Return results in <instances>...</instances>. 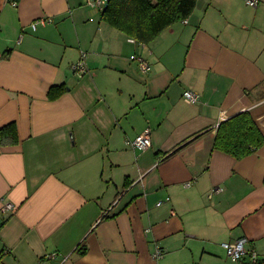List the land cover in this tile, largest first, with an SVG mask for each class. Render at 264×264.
Returning a JSON list of instances; mask_svg holds the SVG:
<instances>
[{
  "label": "crops",
  "instance_id": "obj_1",
  "mask_svg": "<svg viewBox=\"0 0 264 264\" xmlns=\"http://www.w3.org/2000/svg\"><path fill=\"white\" fill-rule=\"evenodd\" d=\"M256 1L197 0L144 45L86 0H0V130L14 129L0 141V264H233L221 243L240 238L241 264L250 251L264 264V143L239 160L213 149L241 113L264 136ZM146 130L150 147L132 149Z\"/></svg>",
  "mask_w": 264,
  "mask_h": 264
},
{
  "label": "trees",
  "instance_id": "obj_2",
  "mask_svg": "<svg viewBox=\"0 0 264 264\" xmlns=\"http://www.w3.org/2000/svg\"><path fill=\"white\" fill-rule=\"evenodd\" d=\"M196 1L106 0L100 18L108 26L145 45L174 23L186 20ZM62 92L63 89L50 90L48 98L56 99ZM13 134L12 126L1 129L0 141L5 136L14 137ZM263 143L264 136L245 112L218 126L213 149L239 160L252 154Z\"/></svg>",
  "mask_w": 264,
  "mask_h": 264
},
{
  "label": "built area",
  "instance_id": "obj_3",
  "mask_svg": "<svg viewBox=\"0 0 264 264\" xmlns=\"http://www.w3.org/2000/svg\"><path fill=\"white\" fill-rule=\"evenodd\" d=\"M106 0H86V4L90 6H99L103 7L105 4ZM12 6H15V2L10 3ZM245 4L250 6V7H256L257 1L256 0H245ZM50 20H48L49 22ZM46 23L45 20L40 19L33 23L31 26L32 28L35 27L36 24H41L43 25ZM130 42H133L132 40ZM130 60L135 61L138 65V68L141 72L145 73L149 70L148 63L141 57H138L136 55L130 56ZM70 71L74 74H77L78 76H82L87 73V68L85 64V55L82 53L79 60L71 65ZM183 102L186 104L192 105L196 104L198 102V95L195 94L192 91H184L181 96ZM222 114V113H221ZM220 119L223 120L225 119V116L222 114L220 116ZM219 122L216 124L218 125ZM128 144L130 147L134 150L137 151H145L150 147V138L148 134V130L142 132L141 134L137 135L133 140L129 141ZM141 181V179H138ZM190 186V183H186L185 187ZM214 192H218V190H215ZM158 203L157 205H159ZM14 211V207L7 203L4 205L2 211ZM247 240L245 238H240L237 240H234L232 242H223L221 243L222 249L225 251L228 259L233 263V264H241L244 261L245 256L247 255V251L245 250V244ZM161 256L160 251H156L154 254V258H159ZM247 257V256H246ZM248 257H249V264H260V261L258 259V256L255 252L250 251L248 252Z\"/></svg>",
  "mask_w": 264,
  "mask_h": 264
},
{
  "label": "water",
  "instance_id": "obj_4",
  "mask_svg": "<svg viewBox=\"0 0 264 264\" xmlns=\"http://www.w3.org/2000/svg\"><path fill=\"white\" fill-rule=\"evenodd\" d=\"M139 182H136L135 184H138Z\"/></svg>",
  "mask_w": 264,
  "mask_h": 264
}]
</instances>
